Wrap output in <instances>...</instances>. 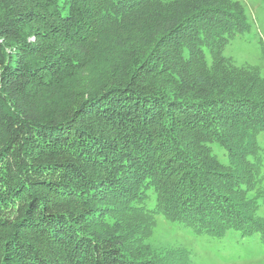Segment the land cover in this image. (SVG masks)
Here are the masks:
<instances>
[{"label": "trees", "instance_id": "obj_1", "mask_svg": "<svg viewBox=\"0 0 264 264\" xmlns=\"http://www.w3.org/2000/svg\"><path fill=\"white\" fill-rule=\"evenodd\" d=\"M250 29L232 0H0V264H164L128 224L157 214L264 229V78L224 56Z\"/></svg>", "mask_w": 264, "mask_h": 264}, {"label": "rangeland", "instance_id": "obj_2", "mask_svg": "<svg viewBox=\"0 0 264 264\" xmlns=\"http://www.w3.org/2000/svg\"><path fill=\"white\" fill-rule=\"evenodd\" d=\"M232 1L242 3L246 9L251 29L230 40L224 49V56L229 58L237 67L257 69L261 77L264 78V1ZM118 35H113L112 38ZM113 42L112 39L104 41L106 44L104 48L106 50L112 48ZM124 42H119L115 47L123 46ZM137 49L139 50L136 51ZM140 50L141 48L136 47L135 50H131L127 52V55H124L120 50L114 49L116 55H113L119 59L118 71L128 70L125 65L129 62V64L136 65L143 62L144 64L146 62V64H149L155 60L154 55L143 53ZM206 54L208 61L211 62L210 53L207 52ZM131 69H133V66ZM247 78L251 79L253 86L256 84L254 77ZM231 79L236 82L242 80H238L235 77ZM259 143L264 149V133L259 136ZM212 152L222 157L224 150L218 145H213ZM222 160L224 162L225 158ZM262 190L264 191V183ZM206 201V209H208L209 205L212 204V200L207 198ZM155 204L156 198L153 195L147 202V206L153 208ZM216 204L219 203L217 202ZM260 204L258 217L259 219H264V198L260 200ZM245 207L248 208V204H245ZM228 215L230 219L233 218L231 213H228ZM258 221L263 225L260 220ZM128 224L136 226L140 232L143 243L138 248L139 255L143 258L156 257L159 258V262L164 264H166L164 259L180 264H264V229L259 226H255L256 230L253 231L252 225H247V236H243L238 231H230L225 237L218 239L208 235L198 236L186 224L170 222L163 214L155 216L153 226L142 218H135V221L128 219ZM179 248H184L188 251L189 259H183L174 253ZM171 252L173 253L168 255ZM144 254L149 256L146 257Z\"/></svg>", "mask_w": 264, "mask_h": 264}]
</instances>
